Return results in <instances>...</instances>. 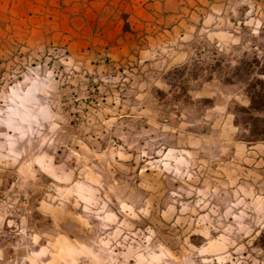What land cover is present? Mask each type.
<instances>
[{"label": "rangeland", "instance_id": "rangeland-1", "mask_svg": "<svg viewBox=\"0 0 264 264\" xmlns=\"http://www.w3.org/2000/svg\"><path fill=\"white\" fill-rule=\"evenodd\" d=\"M152 3L0 0V84L62 115L0 156V264H264V0Z\"/></svg>", "mask_w": 264, "mask_h": 264}, {"label": "clouds", "instance_id": "clouds-1", "mask_svg": "<svg viewBox=\"0 0 264 264\" xmlns=\"http://www.w3.org/2000/svg\"><path fill=\"white\" fill-rule=\"evenodd\" d=\"M57 86L54 70L40 62H26L7 86L0 84V156L15 157L22 143L58 132Z\"/></svg>", "mask_w": 264, "mask_h": 264}, {"label": "trees", "instance_id": "trees-1", "mask_svg": "<svg viewBox=\"0 0 264 264\" xmlns=\"http://www.w3.org/2000/svg\"><path fill=\"white\" fill-rule=\"evenodd\" d=\"M250 105L244 111H264V80L257 79L249 90ZM264 136V132L261 134Z\"/></svg>", "mask_w": 264, "mask_h": 264}, {"label": "crops", "instance_id": "crops-1", "mask_svg": "<svg viewBox=\"0 0 264 264\" xmlns=\"http://www.w3.org/2000/svg\"><path fill=\"white\" fill-rule=\"evenodd\" d=\"M153 1L155 0H134V4L133 7L136 8V14L141 17L139 19H136V21L138 22H142V25L144 26L145 24H150V23H145L144 20L148 19V15H150V11H152V6H153ZM132 2V0H131ZM167 0H160V8H159V12L162 13V6L163 4H166ZM210 2V1H209ZM155 7L158 9L157 7V3L155 2ZM166 11V10H164ZM151 25V24H150Z\"/></svg>", "mask_w": 264, "mask_h": 264}]
</instances>
